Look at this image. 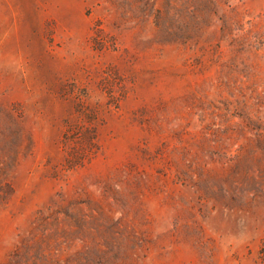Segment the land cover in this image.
<instances>
[{"label":"rangeland","instance_id":"374dc122","mask_svg":"<svg viewBox=\"0 0 264 264\" xmlns=\"http://www.w3.org/2000/svg\"><path fill=\"white\" fill-rule=\"evenodd\" d=\"M0 264H264V0H0Z\"/></svg>","mask_w":264,"mask_h":264}]
</instances>
